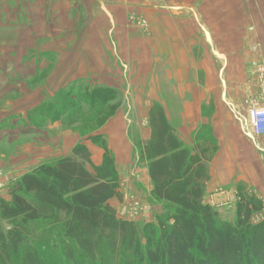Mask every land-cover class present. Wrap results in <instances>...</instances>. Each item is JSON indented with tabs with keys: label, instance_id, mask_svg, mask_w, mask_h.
I'll list each match as a JSON object with an SVG mask.
<instances>
[{
	"label": "rangeland",
	"instance_id": "374dc122",
	"mask_svg": "<svg viewBox=\"0 0 264 264\" xmlns=\"http://www.w3.org/2000/svg\"><path fill=\"white\" fill-rule=\"evenodd\" d=\"M78 10L80 15L74 21L76 33L72 37L58 38L60 24L50 18L47 51L40 50L47 42H33L29 35L24 39L29 45L13 46L11 51L3 41L7 38L1 36L13 28L0 29V198L10 201L11 191L25 173L73 156L74 148L83 144L91 152L92 163L87 167L92 170L96 166L94 153L100 152L102 163L109 160L119 191L124 192L121 199L111 202L117 217L136 223L142 245L145 226L153 224L157 232L155 241L159 242L162 225L170 230L178 207L152 199L148 162L140 160L149 141L147 113L154 101L148 96L152 95L153 85L142 83V74L137 77L135 59L122 58L130 53L114 52L110 61L108 53L81 51V47H86L89 23L99 21L90 19L89 11L84 12L83 6H78ZM128 23L135 37L142 34V29L149 31L145 18L137 20L132 14ZM6 24L10 23L6 21ZM60 42L63 51L57 50L56 44ZM25 47L38 50L22 53L20 49ZM20 60L21 66L15 68L14 64ZM105 64L112 67H104ZM117 132L121 134L118 137ZM206 141L215 145L213 138ZM114 149L123 155L119 157ZM257 170L258 174L260 170L263 172L264 163L257 165ZM228 187H216L204 198L217 212L219 226L237 223L240 189L264 201L259 189L248 185ZM215 193L221 197L212 196ZM136 201L141 206L137 214L131 209ZM262 221L264 210L254 215L252 223ZM0 225L6 231L12 228L9 223L0 222ZM26 231V242L18 254L11 253L9 264H23L28 250L35 252L42 264H140L127 247L120 246L116 252L108 243L94 257L89 256L76 241L65 236L62 223L33 222Z\"/></svg>",
	"mask_w": 264,
	"mask_h": 264
},
{
	"label": "crops",
	"instance_id": "0c3cea01",
	"mask_svg": "<svg viewBox=\"0 0 264 264\" xmlns=\"http://www.w3.org/2000/svg\"><path fill=\"white\" fill-rule=\"evenodd\" d=\"M78 6L99 21L89 23L80 50L108 53L110 61L114 52L130 53L122 58L135 59L137 77L142 74V83L153 85L149 141L150 114L158 105L186 148L212 152L205 197L216 187L238 185L264 194V171L257 170L264 163V136L252 134L249 113L254 102L264 106V0H0V29L13 28L1 37L11 51L29 45L28 35L47 42L40 48L47 51L50 18L60 24L58 38L72 37ZM132 14L147 19L149 31L139 29L142 34L135 37L128 26ZM56 45L62 50L61 42ZM100 154L94 153L96 166L102 165ZM123 194L120 189L115 199Z\"/></svg>",
	"mask_w": 264,
	"mask_h": 264
},
{
	"label": "trees",
	"instance_id": "16d2710c",
	"mask_svg": "<svg viewBox=\"0 0 264 264\" xmlns=\"http://www.w3.org/2000/svg\"><path fill=\"white\" fill-rule=\"evenodd\" d=\"M150 125L152 139L140 160L148 162L152 199L178 207L170 230L162 225L159 242L153 224L145 226L142 245L136 223L117 217L110 201L120 197L119 182L109 160L91 170L87 167L91 152L79 144L73 156L24 175L10 201L0 198V222L12 225L8 231L0 225V263L9 264L11 253L18 254L28 224L54 221L62 223L65 236L93 257L108 243L116 252L127 247L140 264H264V221L252 223L254 215L264 210V201L240 189L237 223L219 226L217 212L204 202L210 149L194 153L186 148L161 106L150 114ZM23 264L42 261L28 250Z\"/></svg>",
	"mask_w": 264,
	"mask_h": 264
},
{
	"label": "built area",
	"instance_id": "2783aa9c",
	"mask_svg": "<svg viewBox=\"0 0 264 264\" xmlns=\"http://www.w3.org/2000/svg\"><path fill=\"white\" fill-rule=\"evenodd\" d=\"M250 126L251 131L254 136H264V106H261L259 103H253L250 106ZM140 205L136 201L134 202V207L131 209L135 210V213L140 210ZM143 209V208H141Z\"/></svg>",
	"mask_w": 264,
	"mask_h": 264
}]
</instances>
